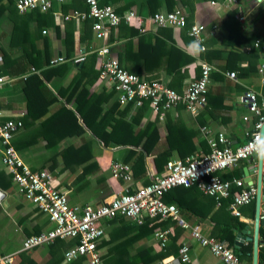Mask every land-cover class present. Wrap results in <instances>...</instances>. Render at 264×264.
Wrapping results in <instances>:
<instances>
[{"label": "crops", "instance_id": "1", "mask_svg": "<svg viewBox=\"0 0 264 264\" xmlns=\"http://www.w3.org/2000/svg\"><path fill=\"white\" fill-rule=\"evenodd\" d=\"M16 1L13 0L15 3ZM175 1L177 2L176 10L185 12L190 24L206 27L208 59L204 52L195 54L188 49V45L195 40L188 29L157 28L147 25V36L143 38L146 41L151 39L153 47L156 46L160 51L158 58L149 61L139 56L141 50L144 53L147 52V46L143 45L145 41L140 36H130L128 31L119 32L115 28V34L113 36V33H110L107 44L111 46L112 57L125 69L149 82H162L169 87L172 86V89L179 92L188 90L199 78L202 61L210 63L215 71L209 87L208 105L196 116L181 106L166 112L163 116L148 107L112 109L117 104V95L112 84L103 78L98 58L91 54L94 49L104 45L103 42L96 41L94 38L93 22L65 20V16H72L76 11L83 14L88 12V7L82 1H68L64 4L55 2L53 9L48 12L51 25L43 29V38L45 37L46 42L43 41V46L40 45L43 47V55L47 53L49 57L51 56L49 68L60 69L56 73H47V78L43 80L46 82L48 92L43 94L44 116L42 119L36 121L28 117L29 97L19 79L0 73V76L11 80L0 93V111L5 119L20 120L24 124L13 139V146L30 168L50 171L55 178L57 190L68 197L71 207H97L109 203L127 190L137 191L150 185L157 177L165 176L167 165L163 172L158 173L154 166V157L169 148V130L174 135H177L179 131L196 132L197 135L191 141L194 150L186 158L211 151L208 138L202 131L204 128L210 131L212 136L224 133L233 147H239L247 142L248 135L254 131L257 118L244 103V95L248 90L264 95V84L259 74V68L264 65V53L255 47L257 40H261L264 44V0L260 2L235 0L229 6L225 5L223 0ZM101 2L104 3L105 0ZM108 5L118 11L121 16L130 11H135L143 17L151 16L147 8V0H108ZM166 10V7H163L161 11ZM14 14L16 17L27 19L30 28L36 29V22L32 18L34 12L21 15L7 11L0 21L3 49L10 47L13 26L11 17ZM240 16H245L246 20L240 21ZM128 26L139 30L135 24H128ZM3 33H6V37H3L5 36ZM68 40L70 42L65 44ZM129 42L131 45H128ZM68 44L72 48L70 58L67 57ZM173 48L184 54H176ZM170 51L172 56L168 54ZM83 53L89 54L87 61L74 65L72 60ZM61 56L70 61L58 66L52 65V62ZM190 58L195 59V62H189ZM3 62L4 56L0 50V66ZM43 70L49 69L47 67L39 70L32 68L30 73L39 74ZM230 72H236L237 80L227 76ZM51 95L56 97L54 103L48 102ZM108 111L115 115L126 113L125 120L135 125L136 133L144 132L151 124L157 131L158 140L154 153L151 157H146L147 178L150 180L148 185L144 183V180L135 177L132 162H126L131 145H116L115 142L105 144L94 135L92 128L85 125V122L89 120L96 130L104 133L111 132L112 128L109 124L104 123V128L97 125L98 121L105 118ZM80 112L86 116L85 121L80 118ZM54 114L59 116L48 125H41L46 118ZM246 117L248 120H245ZM179 139L178 137V145ZM178 145L176 146L179 147ZM80 148H84L83 152ZM191 148L182 149L188 153ZM186 158H183L178 151H174L169 161ZM115 162H121L130 167L133 178L131 182L127 183L113 177L111 166ZM254 162H243L238 169L225 171L219 175L224 181H231L241 175L245 179V169H248L251 182L257 186L258 167ZM0 192L5 194V199L0 203V256L16 254L14 264H80V261L72 263L66 261V253L76 245L72 244L71 240H58L42 248L23 251V244L27 238L49 232L55 228V224L51 222L47 214L28 202L19 187L13 184L1 152ZM189 195L178 197V201H181L183 205L181 215L189 224L201 226L205 236L218 238L224 227L232 226L233 218L236 216L231 212L230 205H223L226 200L218 206L216 200L214 203V198L206 199L202 193L195 192L194 197ZM241 213L242 216L238 220L244 226L243 228L235 227L233 231L236 236L235 244L231 247L237 254L243 247L253 242L249 241V238H253L254 235L256 203L255 207L250 205L243 208ZM124 220L131 226H143L148 219L142 225L125 218ZM152 221L150 225L143 228V231L137 229L125 236L124 239H129L132 247L130 253L124 255V258L150 251L146 259L156 258V260L149 264H168L178 259L180 247L187 243L191 248V264H223L208 250L199 246L191 238L190 233L183 230L175 221ZM102 226L106 232L105 240L111 239V232L118 237L126 233V228L121 223L111 224L109 221ZM150 229L153 230L150 231ZM166 230H169L171 235L166 248H163L155 238V234ZM240 234L247 239L243 245L236 246L237 237ZM102 242L100 249L103 257L108 253L110 246H102ZM113 257L119 256L114 254ZM134 259L137 260L135 264H144L137 257ZM242 262L253 264V254L252 260L244 257Z\"/></svg>", "mask_w": 264, "mask_h": 264}, {"label": "built area", "instance_id": "2", "mask_svg": "<svg viewBox=\"0 0 264 264\" xmlns=\"http://www.w3.org/2000/svg\"><path fill=\"white\" fill-rule=\"evenodd\" d=\"M68 1H82L87 5V13L76 11L72 16H65V20L93 22L94 38L96 41L103 42L104 45L94 49L91 54L98 58L103 78L112 84L117 95V102L121 107L136 109L148 107L162 116L180 106L193 116L205 109L208 105L212 74L215 71V68L207 61L201 62L200 77L188 90L179 92L162 82H149L131 73L112 57L111 46L107 44L111 30L119 27L124 21L127 24L137 25L141 34L146 33L147 25L157 28L188 29L195 40L201 41L204 49L202 52H206L205 26L194 24L189 27L185 12L179 9L157 12L148 17H143L135 11L121 16L112 6L102 5L101 0H17L15 5L19 14L26 15L33 12L48 13L53 9L55 2L64 4ZM223 2L229 6L235 0H223ZM239 19L244 22L246 17L240 16ZM255 47L264 53V44L261 40H257ZM88 56V53H83L72 60V63L82 64L87 61ZM68 61L70 60L61 56L54 60L52 65L58 66ZM259 74L264 84V65L259 68ZM227 76L237 80L236 72L227 73ZM10 81L7 77L0 76V93L10 84ZM244 103L258 121L254 131L248 135V141L243 145L233 147L224 133L212 136L211 132L204 128L202 131L208 138L210 153H200L186 159L169 161L165 176L157 177L150 185L137 191L127 190L109 203L97 207H71L68 197L57 190L55 178L50 172L30 168L12 144L16 134L23 128V122L5 119L0 111V152L12 182L19 187L28 202L47 214L51 222L55 224L53 230L27 238L23 244V251L42 248L58 240H78L79 243L66 253L68 263L80 261V264H104L100 245L106 237V232L102 225L123 217L138 225L144 224L146 219L173 220L183 230L188 231L199 246L208 250L223 264H245L227 244L218 238L205 236L201 226L189 224L183 219L177 205L165 201V196L176 188L196 187L203 195L214 198L218 206L222 205L224 200H231V212L237 217L242 216L243 208L256 201L257 186L254 183L249 185L244 178L224 181L219 175L225 171H234L241 163L247 161H255L258 167V161L250 145L264 124V95L248 90L244 95ZM245 120L248 118L246 117ZM111 172L114 178L127 183L133 179L130 167L121 162L113 163ZM262 188L264 189V182ZM4 199L5 194L0 192V203ZM261 216L264 219V207H262ZM170 235L169 230L159 231L155 234V238L163 248H166ZM15 260L16 254L0 256V264H14ZM191 263V248L185 243L179 249L178 259L168 264Z\"/></svg>", "mask_w": 264, "mask_h": 264}, {"label": "trees", "instance_id": "3", "mask_svg": "<svg viewBox=\"0 0 264 264\" xmlns=\"http://www.w3.org/2000/svg\"><path fill=\"white\" fill-rule=\"evenodd\" d=\"M102 5H108V0H105L104 3L101 2ZM87 6V5H86ZM163 7H166L167 11H174L177 8V2L175 0H147V8L151 15H154L155 13L161 11ZM7 11H13L17 14L18 11L16 9L15 2L13 0H0V21L3 19ZM117 13H119L117 11ZM21 16V15H20ZM52 16V15H51ZM23 17V16H22ZM13 20V26L12 31L10 34V47L8 49H3L1 45V38L0 37V50L1 53L4 56V62L2 66H0V73L4 74L6 76H9L11 78L19 79V81L22 83L23 90L27 93L29 97L28 101V117L38 121L43 118L44 116V110H43V94L45 92H48L46 82L44 78L46 77L47 73H56L60 68H49L50 65V58L48 54L46 53L43 55V47H41L40 44L43 46V41L46 42L45 37L43 38V29L50 26V15L48 13H41V12H34V16L32 17L36 22V29L33 30L30 28L28 24V20L25 18H19L16 17L15 14L13 17H11ZM189 22V21H188ZM92 25V24H91ZM192 24L189 22V27ZM118 31L121 32L123 30L128 31L130 36H140L142 37V40L145 41L143 45L147 46V52L140 51V57L145 59L146 61L156 59L160 55V51L157 49L156 46L153 47L151 39H148L149 41L144 40L145 36H147V32L144 34H141L139 30H136L135 28H131L128 26L126 22H122V24L117 27ZM114 29H112L111 34L114 36ZM3 37H6V33H3ZM141 41V40H140ZM70 42V40L66 41V43ZM131 42L128 43V45ZM142 43V41H141ZM148 43V44H147ZM70 44H68L67 49L68 53L67 57L70 58L72 56V48L69 47ZM153 50V51H152ZM172 50L175 51L176 54H184L181 51L177 50L176 48H173ZM208 51L204 52L205 57L208 59ZM169 56H172V51H170ZM121 57L123 55H120ZM94 58H96L94 56ZM189 58V57H188ZM44 60V61H43ZM189 62L192 61L195 62V59H188ZM44 67L48 68L49 70H43L39 74H31L30 71L32 68H35L37 70L44 69ZM200 74H201V68H199ZM132 73V72H131ZM199 74V77H200ZM172 87V86H171ZM170 87V88H171ZM33 95L35 96L33 98ZM52 97L49 98V103H54L56 101L55 95H51ZM46 98V97H45ZM45 103V102H44ZM46 104H48L46 102ZM49 105V104H48ZM120 104L117 102L114 108H120ZM127 109H131L128 107ZM102 111V110H101ZM99 111V112H101ZM125 114L126 113H120V114H113L108 111V113L105 115V118L99 122L98 126L101 128H104V123L107 125L109 124L112 128L111 132H101L96 130L95 127H92V123L89 121L85 122V125L88 128H92L94 131V135L98 137L103 143L105 144H111L116 143V145H131L129 147L130 151L126 157V162H132L133 169L135 171V177L144 180V183L148 185L150 183V180L147 178L148 171L146 167V157H151L153 155L156 143L158 140V133L154 130L153 125L149 126L144 132H138L135 131V125L133 123L127 122L125 120ZM80 118L83 119V121L86 120V116L80 112ZM58 114L51 115L49 118H46L41 125H48L52 120L56 117H58ZM75 117V116H74ZM97 118V115H95ZM104 120V121H103ZM258 119H255V123ZM254 123V124H255ZM96 125V126H97ZM170 134L168 136L169 140V148L164 151L163 153H160L154 157V166L158 173L163 172L164 167L167 165L169 160L172 157V154L174 151H178L183 158H186L191 152L194 150V145L191 141L195 138L197 135L195 131H188L183 133L182 131H179L177 135H174V133H171L172 131L169 130ZM187 133V134H186ZM175 136V139H174ZM179 139V145L177 144ZM248 141V140H247ZM189 144V145H188ZM178 145L179 147H177ZM185 147H192L190 152L186 153L182 148ZM81 149V148H80ZM79 149V150H80ZM84 148L80 151L83 152ZM210 153V151L207 152V154ZM50 172L49 170H46ZM239 178H243L241 175ZM12 181V179H11ZM195 192L201 193L196 187L192 188H185V187H179L172 191H170L165 196V201L169 204H175L179 207V209H182V202L180 203L178 200V197L180 195H195ZM190 196V195H189ZM205 197V196H204ZM206 199H213L210 197H205ZM214 203H216L215 199ZM231 200H226L223 202V205H230ZM254 202L251 206L255 207ZM190 209V207H188ZM255 214V209H254ZM239 217L233 218L232 226H226L222 229L220 236L218 239L221 242H224L225 244L228 243V247H233L235 244V235L233 234V231H235V227L243 228L244 224L239 222ZM153 221L148 219L146 224L143 226H131L129 223H127L123 217H119L113 221H111V224H117L121 223L126 228V233L124 236L118 237L114 235L113 232H111V239L109 240H103L102 246H110L108 253L103 256L104 264H135L137 260L134 258H138L139 261H142L144 264H149L156 260V258L151 260L146 259L150 251H144L138 253L136 256H130L127 258H124V255H127L130 253L132 243H130L129 239H124L125 236L131 231L134 230H140L143 231V228L150 225ZM153 229H150V231ZM155 230V228H154ZM260 236L264 240V225L261 226L260 229ZM72 244H78L79 241L75 240L72 241ZM130 248V249H129ZM236 253V252H235ZM114 254H117L119 257H113ZM237 254V253H236ZM252 254H253V242H250L247 247H243L239 254L237 256L242 261L244 257H248L250 260H252ZM110 257H112V260H110ZM259 264H264V245L260 247L259 251Z\"/></svg>", "mask_w": 264, "mask_h": 264}, {"label": "water", "instance_id": "4", "mask_svg": "<svg viewBox=\"0 0 264 264\" xmlns=\"http://www.w3.org/2000/svg\"><path fill=\"white\" fill-rule=\"evenodd\" d=\"M256 2H260L262 0H255ZM260 132H264V124L261 128ZM258 177L259 181L257 184V196H256V216H255V228L253 238H249V241H253V264H259V251L260 247L264 245V240L260 236L261 226L264 225V219H262L261 211L264 203V189L262 188V184L264 182L263 176V161L258 162ZM249 170L245 169V182L249 185L252 184V179L249 177ZM246 237L240 234L237 237L236 246H241L246 241Z\"/></svg>", "mask_w": 264, "mask_h": 264}, {"label": "clouds", "instance_id": "5", "mask_svg": "<svg viewBox=\"0 0 264 264\" xmlns=\"http://www.w3.org/2000/svg\"><path fill=\"white\" fill-rule=\"evenodd\" d=\"M188 49L195 54H199L204 49L200 40H194L188 45ZM252 152L258 162L264 161V132H258L250 145Z\"/></svg>", "mask_w": 264, "mask_h": 264}]
</instances>
